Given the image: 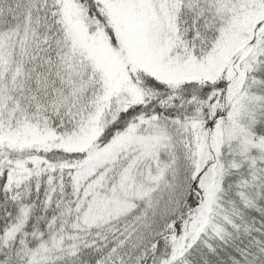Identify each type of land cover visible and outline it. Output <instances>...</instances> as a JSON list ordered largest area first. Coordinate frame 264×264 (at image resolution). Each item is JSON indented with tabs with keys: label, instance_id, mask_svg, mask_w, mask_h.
I'll use <instances>...</instances> for the list:
<instances>
[{
	"label": "snow or ice",
	"instance_id": "snow-or-ice-1",
	"mask_svg": "<svg viewBox=\"0 0 264 264\" xmlns=\"http://www.w3.org/2000/svg\"><path fill=\"white\" fill-rule=\"evenodd\" d=\"M0 264H264V0H0Z\"/></svg>",
	"mask_w": 264,
	"mask_h": 264
}]
</instances>
